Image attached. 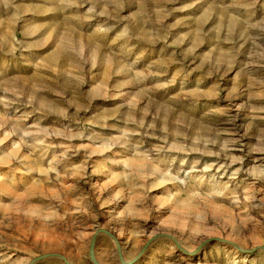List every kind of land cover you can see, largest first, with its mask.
Instances as JSON below:
<instances>
[{"label": "rangeland", "instance_id": "374dc122", "mask_svg": "<svg viewBox=\"0 0 264 264\" xmlns=\"http://www.w3.org/2000/svg\"><path fill=\"white\" fill-rule=\"evenodd\" d=\"M0 264H264V0H0Z\"/></svg>", "mask_w": 264, "mask_h": 264}]
</instances>
